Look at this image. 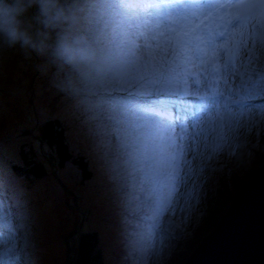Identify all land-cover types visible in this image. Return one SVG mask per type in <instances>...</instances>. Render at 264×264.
I'll return each mask as SVG.
<instances>
[{"label": "rangeland", "instance_id": "374dc122", "mask_svg": "<svg viewBox=\"0 0 264 264\" xmlns=\"http://www.w3.org/2000/svg\"><path fill=\"white\" fill-rule=\"evenodd\" d=\"M106 2L80 0L76 31L86 27L85 20L107 28L120 46L124 74L136 87L97 89L90 68L81 77L57 70L47 57L19 45L11 52L0 48V73L7 77L0 78V264H76L80 242L93 234L102 264H186L196 235L208 238L215 231L211 224L228 213L264 168L245 184L256 169V152H264V135L242 139L234 149L240 156H226L215 171L205 172L201 201L187 223L179 212L174 217L178 235L162 254L151 253V225L138 209L144 211L142 201L156 178L157 133L167 129L175 140L177 101L165 97H195L198 101L183 108L205 134L224 112L243 128L251 127L249 113L264 118V103H250L264 99V0H111L116 11L90 13L95 20L84 17L85 3ZM36 11L33 7L24 19ZM241 37L242 46L224 67L222 54L231 55ZM142 44L148 45L146 55L137 50ZM169 50L171 56L161 55ZM65 75L75 82L70 92L55 86ZM250 76L258 77V84ZM49 121L58 122L69 153L86 162L90 180L70 163L59 167L55 151L41 140ZM183 127L190 130L187 122ZM23 155L34 163L30 171L43 168L41 179L25 172ZM218 183L221 200L215 198ZM214 204L221 209L218 217L211 215Z\"/></svg>", "mask_w": 264, "mask_h": 264}, {"label": "snow or ice", "instance_id": "6c2138e0", "mask_svg": "<svg viewBox=\"0 0 264 264\" xmlns=\"http://www.w3.org/2000/svg\"><path fill=\"white\" fill-rule=\"evenodd\" d=\"M242 7L248 6L243 5ZM253 7L256 6L253 5ZM84 9L83 15L88 20H95V16L90 13H97L98 10H103L105 14L117 10L111 0L102 4L85 3ZM119 10L123 11L122 8ZM101 21H103V17H101ZM256 22V19L252 20V24ZM85 24L86 27L81 30V33L87 35L97 51V59L90 66L95 87L97 89L127 87L130 83L136 87V84L124 74L121 64L122 53L118 54L120 46L112 38L108 29L102 31L98 26L88 25L87 20H85ZM242 44L243 37L231 55H228L225 50L222 54L224 67L226 61L239 51ZM137 50L146 55L149 50L148 45L142 44ZM161 55L171 56L172 50L161 53ZM223 69L218 70L222 75ZM169 98L177 101V104L172 108L175 113L173 120L175 140L168 135L167 129H162L157 133V143L160 147L152 161L156 170V178L150 188L149 196L142 201V208L152 229L150 241L152 254H162L170 240L175 238V229L179 227L174 222L177 213H181L183 215L182 222L187 223L196 205L200 203L203 186L207 183L205 172L215 171V165L219 164L221 159L226 156L229 158L240 156L241 153L234 149L240 145L242 139L250 140L253 136L264 135V118L255 113L248 114V120L251 122L249 128L234 126L229 114L224 112L222 115H216L208 134H205L203 129L197 131L196 126L192 124L193 120L187 118L188 113L183 106L187 105L189 100L192 102L198 100L190 94L181 96L178 93L174 97H165V99ZM250 103H264V99ZM185 122L190 125V130L184 129ZM185 135L188 136L186 140L184 139ZM112 139L114 142L117 141L116 133H113Z\"/></svg>", "mask_w": 264, "mask_h": 264}, {"label": "clouds", "instance_id": "9594fccd", "mask_svg": "<svg viewBox=\"0 0 264 264\" xmlns=\"http://www.w3.org/2000/svg\"><path fill=\"white\" fill-rule=\"evenodd\" d=\"M79 6L80 0H0V48L19 45L47 57L57 70L85 76L84 69L95 63L97 51L87 35L76 31ZM33 7L36 14L26 21ZM74 83L65 75L55 86L70 92Z\"/></svg>", "mask_w": 264, "mask_h": 264}, {"label": "water", "instance_id": "95a60500", "mask_svg": "<svg viewBox=\"0 0 264 264\" xmlns=\"http://www.w3.org/2000/svg\"><path fill=\"white\" fill-rule=\"evenodd\" d=\"M186 264H264V168Z\"/></svg>", "mask_w": 264, "mask_h": 264}, {"label": "trees", "instance_id": "16d2710c", "mask_svg": "<svg viewBox=\"0 0 264 264\" xmlns=\"http://www.w3.org/2000/svg\"><path fill=\"white\" fill-rule=\"evenodd\" d=\"M257 73L259 76V71H257ZM249 79H254L256 81V84H258V82H257L258 77L255 78V77L250 76L248 78V80ZM45 125H46L47 130L44 133H42L43 137L41 140H43V142L46 145H48V147L50 149H53L55 151L57 161L59 163L58 164L59 167L62 169L65 165L70 163L82 171L81 173L84 176L83 177L84 179L90 180L91 174H90V171L87 167L86 162L81 158H75V156L73 157L69 153L68 145L66 142V137H65L62 129H59L58 122L54 123V121H49V122H46ZM262 141L264 142V138H262ZM259 148L261 149L260 145H259ZM256 155H257L256 156V159H257L256 169L246 179L245 184H248L249 182H251V180L253 179L254 173L257 172L261 167L264 166V152H263V150L257 151ZM23 158H24V160H23L24 166L26 168H28L27 171L25 170V172H31L32 174H34V178L41 179V177H43V175H44L43 168L38 167L35 172H32L29 169L34 166V163H32V161L28 160L25 155H23ZM260 161H262V165L259 164ZM246 162H249V160L246 159ZM220 192H221V184H219L217 186V194L215 195V198L217 197L218 200H221V198H222ZM219 206H222V203H220ZM216 210H221V209L215 207V204H214L213 211H216ZM217 212L218 211H216L214 213H212V212H210V213H212L211 215H215V217H218ZM221 212L222 211H220L219 214ZM223 213H225V212L223 211ZM225 215H226V213L221 217V219H218L217 222L211 224L210 231H212L213 229L215 230L217 224L225 217ZM209 218H212V216H210ZM207 227L209 228L210 226L208 225ZM210 231H209V233H210ZM196 236H197V240L195 241L196 244H195V247L193 248L194 249L193 252L197 249V247L200 245V243L204 239V237L202 239V235H196ZM199 236H201V237H199ZM95 246H97V240H96V237L94 236V234L87 236V237H84L78 246V251H77L78 254H77L76 264H102L99 261L100 260L99 256L98 255L96 256L97 253L96 252L94 253ZM93 254H94V256H93Z\"/></svg>", "mask_w": 264, "mask_h": 264}, {"label": "bare ground", "instance_id": "6f19581e", "mask_svg": "<svg viewBox=\"0 0 264 264\" xmlns=\"http://www.w3.org/2000/svg\"><path fill=\"white\" fill-rule=\"evenodd\" d=\"M13 50V47H11V48H9V51L11 52ZM9 54V53H8ZM13 54V53H12ZM16 56H20L21 54H15ZM10 55H5L4 56V59H5V62H7V64H9L10 66H12V67H14L13 65H14V61L13 62H11V61H8V57H9ZM6 58H7V60H6ZM23 62H25V60L23 61ZM21 69H17V70H15V71H13V73H15V74H17L19 71H20ZM4 74H1L0 73V78H7L6 76H3ZM18 79V78H17ZM6 82H7V80H5ZM12 92H17V90H13ZM66 103V102H65ZM79 104V101L77 102V105ZM80 109H81V107H79ZM186 124V122L184 123V125ZM201 125V124H200ZM143 135L145 136V137H148L149 138V131L148 130H146V129H143ZM135 134H139V130L138 129H136L135 130V132H134ZM142 136V135H141ZM120 139V138H119ZM152 170V169H151ZM132 202H136L134 199L132 200ZM138 211L140 212L139 214H145V212L142 210H140V209H138ZM137 211V212H138ZM72 223H74L75 222V219H73L72 218ZM177 223V222H176ZM51 224H52V227L54 226V219H51ZM48 227H50V226H48ZM176 229H178V228H176ZM57 234V233H56ZM178 234L177 233H175V236H177ZM36 244H37V242H36ZM28 246H31V243H29L28 244Z\"/></svg>", "mask_w": 264, "mask_h": 264}]
</instances>
